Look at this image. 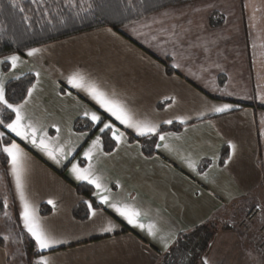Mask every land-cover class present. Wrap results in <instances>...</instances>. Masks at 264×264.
Returning a JSON list of instances; mask_svg holds the SVG:
<instances>
[{"label":"crops","instance_id":"crops-1","mask_svg":"<svg viewBox=\"0 0 264 264\" xmlns=\"http://www.w3.org/2000/svg\"><path fill=\"white\" fill-rule=\"evenodd\" d=\"M214 14L219 24L212 23ZM33 49H39L34 56L27 55L29 50L16 55L15 68L8 63L4 71L0 63V85L4 90L9 80L34 76L32 95L27 92L20 104L28 101L26 115L63 149L54 160L7 131L25 154L24 195L46 230L62 241L39 252L35 261L43 256L49 264H157L178 235L216 217L220 224L202 264H263L255 245L264 217L247 231L228 225V218L239 206L247 212L259 193L264 199V191H258L264 181V0H197L118 30L105 27ZM75 71L114 93L137 118L156 125L152 154L145 155L138 141L129 140V135L146 136L124 128L67 84ZM224 105H229L224 112L213 110ZM85 111L96 112L124 133L111 152L103 150L100 138L91 161L84 153L100 137L103 124L75 130L76 121L92 124ZM172 125L180 127L160 132ZM223 149L227 155L221 162ZM73 164H91L110 198L147 213L140 221L145 229L129 225L101 204L93 185L91 199L100 206H92L96 216L90 219L89 212L84 221L74 219L76 205L92 202L76 194L73 185L87 182L76 179ZM7 174L27 232L8 163ZM43 204L50 208L47 215L39 212ZM109 222L112 231H102ZM148 224L156 225L155 236L148 235ZM225 225L230 228L223 229ZM0 264H8L1 246Z\"/></svg>","mask_w":264,"mask_h":264},{"label":"trees","instance_id":"trees-1","mask_svg":"<svg viewBox=\"0 0 264 264\" xmlns=\"http://www.w3.org/2000/svg\"><path fill=\"white\" fill-rule=\"evenodd\" d=\"M193 1L197 0H0V59L23 55L30 49L105 27L118 30L121 26L152 13ZM211 18L212 23H220L217 15L214 14ZM8 68V63L2 64L4 71ZM33 83L32 74L9 80L4 87L5 98L13 105L20 104ZM12 119L14 113L0 105V121L11 122ZM178 127L180 126H162L160 132ZM91 128L92 124L88 121L75 123L77 131ZM0 132L5 134L4 143H11L13 140L18 142L3 124H0ZM110 133H100L105 152H111L115 146ZM157 135L141 138L129 135V140L138 141L143 153L150 155ZM226 155L227 150L223 149L221 162L225 160ZM7 163V156L0 152V178L4 182L0 192V246L6 251L8 264H36L35 259L40 253L30 235L21 228L7 174ZM203 167L204 163L200 165V169ZM59 175L62 176V173L59 172ZM73 187L76 194L90 200L93 207H100L91 199V185L82 182ZM39 212L41 215H47L50 208L43 204L39 207ZM71 214L74 219L84 221L89 216V207L85 202H80L72 209ZM219 224L215 217L188 233L178 235L157 264H202V255L206 252ZM229 228L228 225L223 227Z\"/></svg>","mask_w":264,"mask_h":264},{"label":"snow or ice","instance_id":"snow-or-ice-1","mask_svg":"<svg viewBox=\"0 0 264 264\" xmlns=\"http://www.w3.org/2000/svg\"><path fill=\"white\" fill-rule=\"evenodd\" d=\"M14 6V5H13ZM39 49H31L27 52L29 57L34 56ZM19 57L16 55H11L6 57L4 60H0V63H10L12 68L17 66ZM177 65H173L176 67ZM67 84L76 89L77 91L84 92L90 99H92L104 113H107L114 121L118 122L120 125H123L126 129H132L135 131L137 136H148L156 134V125L152 124L147 120H141L137 118V114L129 109L124 103L116 98V95L113 93L109 95L105 92L101 86L94 80L89 79L85 74L75 71L67 77ZM32 88L28 89V96L32 95ZM70 95V93H69ZM28 101L25 100L24 104L13 105L7 101L5 98L3 86L0 85V105H3L5 108L9 109L12 113L15 114V118L11 122L0 121V124H3V127L7 131L13 134L15 137H19L25 142H30L34 147L39 148L41 151L45 152L51 159L57 160L58 154L63 152V149L59 145H54L53 142L47 139L46 133L43 130V127H38L31 121V118L26 115L24 105ZM229 108V105H224L222 107H215L213 110L215 112H224ZM84 115L88 117L92 125L102 123L103 126L99 128L100 133H105L110 131L112 134V139L116 141L117 145H120L124 133L115 127L113 123L103 122L100 115L96 112L85 111ZM171 120L165 121V123H171ZM183 122V121H181ZM59 131V129H57ZM39 133V135H38ZM5 134L0 132V152L5 154L8 158V164L10 166L11 175L15 181L16 190L20 196L22 211L20 213V218L23 221V226L26 231L29 233L31 238L35 241L37 251L42 252L51 248L56 243H61L62 241L56 240L43 226L38 217H36L34 210L31 208L24 195V159L25 154L23 149L13 140L11 143H4ZM160 141L165 140V136L161 135L159 137ZM100 144V137L97 136L96 140L92 142V146L87 149L84 153V159L91 161L93 158L94 150ZM159 146V145H158ZM168 147L167 144L164 145ZM228 161H225L227 165ZM190 168H195V165L189 163ZM72 172L75 175L77 180L86 181L88 184L93 185L96 189V196L99 199V202L103 205H107L113 209V211L123 218L129 225L138 227L142 230L145 229V223L140 222L142 216H146L147 213L141 212L139 208L132 203L123 202L120 200H115L110 198V190L106 187L105 184L101 182V178L96 176L93 172L92 165L89 164L88 167L80 168L76 164L72 165ZM135 199V198H133ZM52 203V201H49ZM87 203V202H86ZM7 203H5V208ZM90 219L96 216V212L93 211L92 205L89 204ZM114 225L111 222L107 226L102 228L104 232L112 231ZM158 229L155 224L147 225V233L149 236H155ZM7 239V237H5ZM163 239V238H162ZM167 247V243H165ZM36 264H49V261L46 257L41 256L40 259L36 261ZM203 264H208V261L205 260Z\"/></svg>","mask_w":264,"mask_h":264},{"label":"built area","instance_id":"built-area-1","mask_svg":"<svg viewBox=\"0 0 264 264\" xmlns=\"http://www.w3.org/2000/svg\"><path fill=\"white\" fill-rule=\"evenodd\" d=\"M262 217H264V204L251 207L240 222L241 230L247 231L251 229L255 222ZM257 233L258 238L255 246L257 250L264 256V222L258 228Z\"/></svg>","mask_w":264,"mask_h":264},{"label":"rangeland","instance_id":"rangeland-1","mask_svg":"<svg viewBox=\"0 0 264 264\" xmlns=\"http://www.w3.org/2000/svg\"><path fill=\"white\" fill-rule=\"evenodd\" d=\"M264 160V159H263ZM1 185H4V182H3V180H1V178H0V192H1ZM259 192L261 191V192H263L264 191V181H263V183L261 184V187L259 188V190H258ZM259 196H261V198H262V195L259 193ZM260 197H259V200H256V201H254L255 203H254V206H259V205H261V204H264V203H261V202H264V199H261ZM259 203H261V204H259ZM247 208L249 207V206H246ZM251 208V207H250ZM249 208V209H250ZM247 212L246 211H244V212H241L240 211V206H239V208L238 209H233V211H231L230 212V218H228V225H230L231 227H233V228H235V229H238V230H241V228H240V222H241V220H242V218L244 217V215L246 214ZM13 264H16V263H13ZM18 264V263H17Z\"/></svg>","mask_w":264,"mask_h":264}]
</instances>
